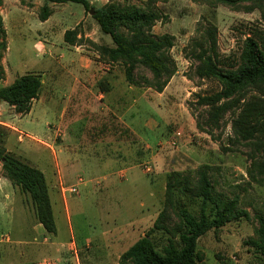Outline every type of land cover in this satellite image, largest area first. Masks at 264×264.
<instances>
[{
  "label": "rangeland",
  "instance_id": "obj_1",
  "mask_svg": "<svg viewBox=\"0 0 264 264\" xmlns=\"http://www.w3.org/2000/svg\"><path fill=\"white\" fill-rule=\"evenodd\" d=\"M30 1L33 5L35 0ZM89 1L95 7L117 2L157 10L160 17L151 32L173 36L169 52L176 72L163 94L142 83L151 77L143 67L135 72L141 84L130 85L122 64L106 61L92 45L112 42L80 3L53 5L45 24L25 20L16 8L7 9L3 17L8 50L6 62L0 60L7 73L3 69L0 87L28 71L37 73L42 85L30 114L17 113L4 103L0 123L11 129L6 148L45 169L56 232L31 229L38 222L31 200L4 177L0 164V264H119L121 253L148 230L160 251L169 235L155 226L161 212L160 223L169 229L178 221L179 208L186 207L195 216L200 210V199L180 186L174 187L167 202L169 175L178 172L194 183L203 165L210 167L213 193L236 198L248 217L232 219L199 237L196 264H264L251 243L257 216L264 217V179L253 180L248 172L250 154L260 159L264 155V138L236 143L230 113L219 128L208 130L201 124L205 109L196 104V96L219 90V84L194 76L192 57L195 42L210 25L216 28L221 66L235 63L247 36L264 48V0L240 2L234 8L202 0ZM58 23L54 33L48 31L49 24ZM73 28L79 40L69 44L63 34ZM91 71L97 76L93 80L85 77L74 83L76 74ZM253 97L258 101L251 105H264V92L256 89H249L242 102ZM175 132L179 134L174 136ZM255 142L262 144L260 151ZM62 149L76 151L79 157L72 176L55 193L47 163ZM105 155L124 163L111 166L105 159L97 160ZM148 163L151 172L145 171ZM78 177L83 182L77 192L62 194L61 186H74Z\"/></svg>",
  "mask_w": 264,
  "mask_h": 264
},
{
  "label": "trees",
  "instance_id": "obj_2",
  "mask_svg": "<svg viewBox=\"0 0 264 264\" xmlns=\"http://www.w3.org/2000/svg\"><path fill=\"white\" fill-rule=\"evenodd\" d=\"M39 8L38 18L46 20L52 13L49 3H80L95 20L100 31L109 35L112 45L93 44L99 55L108 62H119L124 69V76L130 85L141 84L135 77L138 67H143L151 74L145 79L146 86L157 92H162L176 72L175 61L169 50L173 44V36L167 33L155 35L152 26L159 19V12L152 7L136 5H120L117 2L95 7L88 0H43ZM212 4H224L232 8L240 2L253 0H202ZM2 0H0V4ZM76 28L64 32L65 42L74 44L79 39ZM6 49L5 29L0 16V60ZM192 57L196 62L193 74L199 79L214 80L219 84V90L206 94H198L196 104L204 107L202 122L208 130L219 128L223 117L230 113L231 132L236 143L248 144L258 137L264 138V105H251V101L242 102L249 89L264 92V48L252 36L245 37L242 48L235 63L222 64L216 41V28L207 26L202 31L200 39L195 42ZM227 65V66H226ZM3 73L0 65V75ZM1 77V76H0ZM41 79L38 74L28 72L13 80L10 84L0 87V102H6L17 113L26 114L31 104L39 95ZM259 109L257 112L255 110ZM204 129V128H203ZM11 129L0 123V164L1 170L11 184L27 194L31 200L35 217L47 233L55 234L56 224L49 197L48 185L44 173L27 163L21 156L6 148V138ZM257 151L261 143H253ZM251 179L258 176L264 179V155L255 157L250 154ZM209 165H203L197 170V179L191 183L189 178L180 177L178 172H172L166 183V198L170 203L174 187L180 186L182 191L200 199L199 215L195 216L186 207L175 212L177 223L172 228H166L159 220L155 226L166 230L169 235L161 250L156 249L150 231L144 233L119 256V264H196L197 241L210 229L218 230L235 218L248 217L245 210L239 209L236 198H222L213 193L208 178ZM261 178V179H262ZM172 180V182H171ZM258 180V179H257ZM210 214L207 212L209 204ZM165 210V209H164ZM258 226L256 238L251 239L259 255L264 258V217L257 216Z\"/></svg>",
  "mask_w": 264,
  "mask_h": 264
},
{
  "label": "crops",
  "instance_id": "obj_3",
  "mask_svg": "<svg viewBox=\"0 0 264 264\" xmlns=\"http://www.w3.org/2000/svg\"><path fill=\"white\" fill-rule=\"evenodd\" d=\"M43 4H44L43 0H35L33 5L31 4L30 0H2V3L0 4V8H3V10L1 11L0 16L2 18L3 27L5 29V38H6V27H5L4 17L3 16L6 15V11H7L8 8H16L15 11L19 12L21 14V16L25 20H30L31 19V21L32 20L35 21L36 19H38V21L40 23L45 24V23H48L50 21V19H51L50 16L51 15L44 21H41L38 18V12L37 11H39V8ZM57 4H61V3H49V6L52 9V13L54 11L53 10V5H57ZM60 26H61V23H58L57 25H50L49 24L48 25V31L51 32V33H54V31L57 28H59ZM38 32L40 33V30ZM7 50H8V46H7V40H6V49L3 52V57L1 59V63H3V64H4V62H6L5 55H6ZM3 67H4L3 69H4L5 73H7V67L5 65ZM8 69H9V67H8ZM28 72L35 73L34 71H28ZM35 74H37V73H35ZM85 77L90 81V80H93L97 76L92 71L88 72V73H85V74L78 73L74 77V81H75L74 83L75 84L76 83H81V79L83 80ZM101 77H104V76H101ZM167 87H168V84L163 89L161 94L164 93V91L166 90ZM38 96H40V94ZM98 97H102V96L98 95ZM4 103L6 104V102H0V106L4 105ZM31 112H32V107H31L30 111L27 114H30ZM0 114H1V112H0ZM20 116H23V115H20ZM20 116H18V117H20ZM1 123H3V122H1ZM12 128H14V127H12ZM78 157H79V155H78V153L76 151L68 152V151H66V149H62V150H60L58 152L57 156L55 154V156L53 158V162L49 161L47 163V166H50V168H51L50 171H52V174H53V178H52V181H51V188L53 189V191L55 193H59L58 185L62 184L63 181H65L66 179H69L72 176V174H73L72 170H74L73 169L74 168L73 165L77 162ZM102 159L107 160L111 164V166H116V165L117 166H121V164L124 163V160H119V159L116 160V159H114L112 157L111 158L108 157L107 155H105L104 157H97V160H102ZM95 163H96L95 164L96 166L99 165L98 161L95 162ZM34 167H36V166H34ZM36 168H38V167H36ZM38 169H40L44 173V176H45V171H44L45 169H43V167H40ZM46 169H49V168H46ZM122 171H123V169H120L119 171H117V173H120ZM74 175H76V174H74ZM45 179H46V176H45ZM46 182H48L47 179H46ZM2 183L0 182V184H2ZM47 185H48V183H47ZM48 191H49V187H48ZM62 200H63V198H62ZM50 201H51V198H50ZM51 205H52V202H51ZM52 210H53V208H52ZM38 227H41L43 230H39L40 228L38 229ZM33 228H35L38 233H41V234L45 233L44 228L38 222H36V225H33V227L31 229L33 230ZM71 242L73 244V241H71Z\"/></svg>",
  "mask_w": 264,
  "mask_h": 264
},
{
  "label": "built area",
  "instance_id": "obj_4",
  "mask_svg": "<svg viewBox=\"0 0 264 264\" xmlns=\"http://www.w3.org/2000/svg\"><path fill=\"white\" fill-rule=\"evenodd\" d=\"M178 134H179V132H175L174 136H177ZM171 143L172 144L174 143V140L172 138H171ZM144 168H145L146 172H151L153 170L151 164H149V163L145 164ZM82 182H83L82 178L78 177V180L74 186H69L68 188H64L61 186L60 191L62 194L66 191H68L69 193H76L77 192V185L79 183H82Z\"/></svg>",
  "mask_w": 264,
  "mask_h": 264
},
{
  "label": "water",
  "instance_id": "obj_5",
  "mask_svg": "<svg viewBox=\"0 0 264 264\" xmlns=\"http://www.w3.org/2000/svg\"><path fill=\"white\" fill-rule=\"evenodd\" d=\"M89 12H90L91 14L93 13V11H92V10H90Z\"/></svg>",
  "mask_w": 264,
  "mask_h": 264
}]
</instances>
